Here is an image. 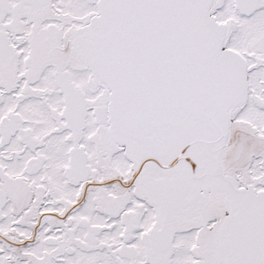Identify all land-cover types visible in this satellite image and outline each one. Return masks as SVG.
Returning a JSON list of instances; mask_svg holds the SVG:
<instances>
[{"label":"snow or ice","instance_id":"6c2138e0","mask_svg":"<svg viewBox=\"0 0 264 264\" xmlns=\"http://www.w3.org/2000/svg\"><path fill=\"white\" fill-rule=\"evenodd\" d=\"M0 264H264V0H0Z\"/></svg>","mask_w":264,"mask_h":264}]
</instances>
